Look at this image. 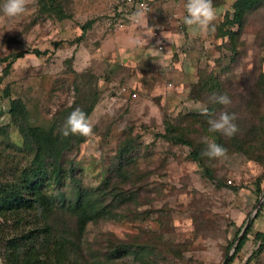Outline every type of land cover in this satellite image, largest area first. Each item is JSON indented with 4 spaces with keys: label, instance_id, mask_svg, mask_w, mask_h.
<instances>
[{
    "label": "rangeland",
    "instance_id": "obj_1",
    "mask_svg": "<svg viewBox=\"0 0 264 264\" xmlns=\"http://www.w3.org/2000/svg\"><path fill=\"white\" fill-rule=\"evenodd\" d=\"M43 1L47 2L27 0L25 13L14 21L0 15V183L17 176L31 157L10 123L11 99L22 100L31 125L47 127L61 108L82 107L93 98L88 113L94 123L93 135L83 137L77 147L72 159L74 179L64 175L60 188L46 181L44 189L51 203H73L81 187L99 186L108 156L129 128L139 144L132 152L133 166L139 172L149 170L138 178L134 193L149 198L159 193L135 209L164 206L169 229L162 238L184 246L180 258L154 264H221L227 242L250 217L245 241L229 263L242 264L258 247L255 232L264 233L261 165L240 152L226 154L217 159L215 171L226 186L216 187L203 177L196 162L186 158L188 147L171 144L160 134L163 120L201 112L204 107L189 98L196 89L198 70L226 78L232 86L251 69L264 74V48L256 43L264 27L262 13L253 15L242 28L237 42L243 53L231 64V52L223 46L227 38L215 32L223 16L230 17L234 0H218L213 5L217 13L214 31L210 26L206 34L195 36L183 22L186 0H150L146 17L140 15L137 22L127 19L119 28L109 23L110 0H60L61 9L68 14L64 18L40 11ZM5 3L0 0V12ZM87 21L90 23L81 33V25ZM8 24L15 29L5 31ZM149 26L156 27L163 42L160 51L153 48L157 38L151 36ZM135 39L148 43L132 45L130 41ZM227 66L230 70L223 73ZM260 196L259 216L253 219ZM156 232L161 230L154 212L131 221L97 217L85 224L81 246L101 234L125 240L132 236L146 239ZM263 245L252 258L253 264H264ZM124 263L143 264L131 253L116 260V264Z\"/></svg>",
    "mask_w": 264,
    "mask_h": 264
},
{
    "label": "trees",
    "instance_id": "obj_2",
    "mask_svg": "<svg viewBox=\"0 0 264 264\" xmlns=\"http://www.w3.org/2000/svg\"><path fill=\"white\" fill-rule=\"evenodd\" d=\"M217 3L218 0L213 5ZM39 9L42 12H54L59 18L68 17L61 9L60 0L43 1ZM261 13L264 16V0H234L230 17L225 14L216 27L215 35L227 38L223 46L231 52V64L243 53V48L237 42L239 33L248 19ZM89 23L87 21L81 25V33ZM256 41L257 45L264 48V27L260 28ZM230 68L227 66L222 72L229 71ZM220 95H227L231 104L225 106L216 103L215 97ZM189 98L202 103L208 109V114L188 112L177 114L172 121L165 119L160 136L171 144L188 147L186 158L196 162L203 177L216 187L226 186V183L223 176L215 172L218 158L206 155L208 146L205 138L225 148L226 154L240 152L247 159L256 161L262 167L261 178H264V74L251 69L238 85L232 86L226 78H220L206 70H198L196 89L189 93ZM92 104L93 98L82 107H63L47 127H42L29 123L28 113L21 99L9 101L7 111L10 123L20 135L22 148L31 157L27 167L19 170L17 176L0 183L1 264H116L117 259L129 253L138 255L143 264L180 258V251L184 246L162 238V233L169 229L165 207L135 209V206L148 204L159 193L156 191L150 198L145 194L134 193L138 178L149 170L139 172L133 166L132 152L139 144L137 135L131 134L129 128L122 133L113 153L108 156L106 175L99 186L81 187L73 203H51L50 196L44 189L48 185L46 181H51L56 188H60L64 175L68 174L69 178L74 179L72 159L83 141L80 135L63 136L61 129L73 110L79 108L88 115ZM222 112L235 115L234 123L239 130L231 138L208 130L209 119H218ZM256 190L259 192L260 188L257 187ZM263 203L264 199L261 205ZM259 208L254 212L253 219L259 216ZM151 212L155 213L161 232L152 233L146 239L132 236L125 240L101 234L85 247L81 246L85 224L97 217L118 221L142 220ZM250 226L251 222L239 239L237 231L232 240L227 242L223 249L224 255L233 243L234 245L226 264L232 261L242 247ZM254 239L259 241L258 247L242 264H253L252 258L264 244V233L255 232Z\"/></svg>",
    "mask_w": 264,
    "mask_h": 264
},
{
    "label": "clouds",
    "instance_id": "obj_3",
    "mask_svg": "<svg viewBox=\"0 0 264 264\" xmlns=\"http://www.w3.org/2000/svg\"><path fill=\"white\" fill-rule=\"evenodd\" d=\"M28 7L27 0H6L0 15L4 17L6 21H14L21 17ZM143 15L146 17L149 9L146 5H142ZM185 10L187 15L184 17V24L192 31L195 36L200 33H207L210 26L214 31L213 22L217 18L216 10L213 6L212 0H186ZM15 29L13 24H8L5 31H11ZM4 31V32H5ZM0 34V36H2ZM135 46H145L148 43L147 39H135L130 41ZM28 65H25L27 67ZM215 102L221 105L231 104V99L227 95H220L215 97ZM201 114L207 115L208 109L206 107L200 108ZM235 115L222 112L218 119H209L210 125L209 132H219L225 137L231 138L238 132V126L234 123ZM94 123L90 117L81 109L76 108L67 117L65 126L61 129V134L65 137L71 135H80L82 137H90L93 135ZM18 135V134H17ZM207 143L206 155L213 158H220L226 155V149L216 144L215 142H209L205 138Z\"/></svg>",
    "mask_w": 264,
    "mask_h": 264
},
{
    "label": "built area",
    "instance_id": "obj_4",
    "mask_svg": "<svg viewBox=\"0 0 264 264\" xmlns=\"http://www.w3.org/2000/svg\"><path fill=\"white\" fill-rule=\"evenodd\" d=\"M150 0H110V20L111 25L114 27L124 26L125 20L137 22L138 17L143 15L142 5H146L150 10ZM152 29L151 36L156 37L157 41L154 43L153 48L156 51L162 50V40L159 38V33L156 31L155 26H149ZM150 36V37H151ZM264 248V245H263Z\"/></svg>",
    "mask_w": 264,
    "mask_h": 264
},
{
    "label": "water",
    "instance_id": "obj_5",
    "mask_svg": "<svg viewBox=\"0 0 264 264\" xmlns=\"http://www.w3.org/2000/svg\"><path fill=\"white\" fill-rule=\"evenodd\" d=\"M261 200H262V196H260V197L258 198V200H257V202H256V204H255V206H254L253 214H254L256 208L258 207L259 203L261 202ZM249 222H250V217L247 218V219L245 220V222L243 223L242 227L240 228V231H239V233L237 234V239H239L240 236L243 234V232H244L245 228L248 226ZM232 251H233V246H232V248L228 251V253L224 256V258H223L222 261H221V264H226V261H227V259L229 258L230 254L232 253Z\"/></svg>",
    "mask_w": 264,
    "mask_h": 264
}]
</instances>
